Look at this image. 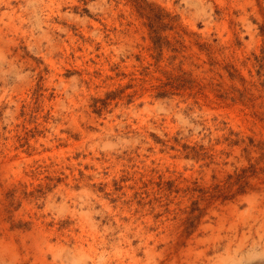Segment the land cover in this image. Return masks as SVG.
Returning <instances> with one entry per match:
<instances>
[{
    "label": "rangeland",
    "instance_id": "obj_1",
    "mask_svg": "<svg viewBox=\"0 0 264 264\" xmlns=\"http://www.w3.org/2000/svg\"><path fill=\"white\" fill-rule=\"evenodd\" d=\"M0 264H264V0H0Z\"/></svg>",
    "mask_w": 264,
    "mask_h": 264
}]
</instances>
